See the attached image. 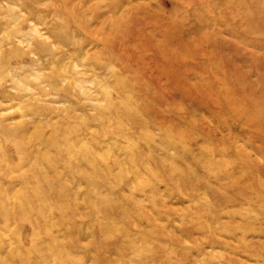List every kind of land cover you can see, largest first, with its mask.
<instances>
[{"label":"rangeland","instance_id":"obj_1","mask_svg":"<svg viewBox=\"0 0 264 264\" xmlns=\"http://www.w3.org/2000/svg\"><path fill=\"white\" fill-rule=\"evenodd\" d=\"M261 4L0 0V264H264Z\"/></svg>","mask_w":264,"mask_h":264},{"label":"clouds","instance_id":"obj_2","mask_svg":"<svg viewBox=\"0 0 264 264\" xmlns=\"http://www.w3.org/2000/svg\"><path fill=\"white\" fill-rule=\"evenodd\" d=\"M261 6L264 7V0H262ZM260 35L261 37H264V31H262ZM240 107L244 109V127L249 128L250 130L258 128L264 132V101L257 102L255 100L249 99L245 101ZM130 243L133 245L134 256L138 257L139 252L135 251V249H138L139 245L135 244L134 239L130 241ZM127 264H134V262L129 260Z\"/></svg>","mask_w":264,"mask_h":264}]
</instances>
